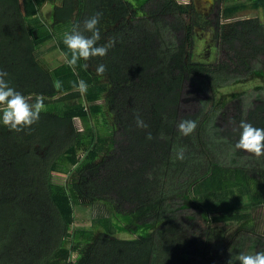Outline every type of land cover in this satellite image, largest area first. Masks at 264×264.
<instances>
[{
	"label": "trees",
	"instance_id": "obj_1",
	"mask_svg": "<svg viewBox=\"0 0 264 264\" xmlns=\"http://www.w3.org/2000/svg\"><path fill=\"white\" fill-rule=\"evenodd\" d=\"M46 1L0 0V70L13 87L31 100L41 95L45 105L21 131L0 125V264H227L240 253L236 244L243 235L246 243L260 239L257 252H264L263 219L253 218L264 204V164H237L240 121L264 128V99H258L264 96L256 93L248 107L236 98L229 116L235 126L224 117L229 111H220L224 98L215 97L221 86L241 80L251 57L264 74L263 24L257 18L219 24L215 46L238 61L227 71L192 59V2L60 0L45 26L39 20ZM244 7L228 5L221 14L228 19ZM248 7L264 13V0ZM97 12V43L114 38V45L104 56L69 66L64 33L74 26L83 31V21ZM53 39L61 60L46 62L44 50L36 49ZM100 63L103 75L95 71ZM79 79L86 92L78 90ZM187 81L209 95L206 111L183 110ZM218 112L221 127H210ZM137 116L146 128L136 126ZM182 119L196 121L189 135L180 133ZM218 132L237 149L232 166L211 150ZM181 148L183 160L175 158ZM60 173L67 175L64 182L55 179ZM96 202L108 211L94 221L102 231L72 224L75 207ZM112 217L135 237L112 235ZM252 245L243 253H254Z\"/></svg>",
	"mask_w": 264,
	"mask_h": 264
},
{
	"label": "rangeland",
	"instance_id": "obj_2",
	"mask_svg": "<svg viewBox=\"0 0 264 264\" xmlns=\"http://www.w3.org/2000/svg\"><path fill=\"white\" fill-rule=\"evenodd\" d=\"M179 2L186 3V2H192L194 6V15L192 17V23H193V45H192V59L195 62H200L204 64H222V67H225V70H229L230 67H234L235 63L234 62L235 58L233 57L234 54L232 52H226V50L221 49V51L218 50V47L215 46V40L214 38L215 33H216V28L219 26L220 23H226L229 21H236L240 19H245V18H257L260 23L263 24L264 26V13L261 9L258 10H252L248 6L251 3L249 0H237L236 3L239 5H246L247 8L245 10H240L239 12L236 13V15L230 19L224 18L222 16V9L225 6L231 5L234 3V0H178ZM52 16H53V5L51 3H47L42 6L41 12H40V24L49 26L52 22ZM59 27L64 28V25H60ZM58 27V28H59ZM53 31H58L57 29H53ZM57 35V33H56ZM254 36V34L252 35ZM260 39H258L259 41ZM56 44V40L53 39L51 41H46L39 47H37V51L44 50V54L41 55L44 60L49 61V62H59L61 60V57L58 55V49L54 48L52 49L51 45ZM225 46H223L224 48ZM220 49V48H219ZM243 52L248 53V49H243L241 48ZM40 56V59L43 60ZM50 56V58H48ZM58 58V59H57ZM53 64V63H52ZM55 64V63H54ZM262 65L260 63L259 59L251 57L250 60V65L249 69L242 68V71L240 73L239 78L241 80H238V82L231 83L228 85L221 86L217 92H216V99L223 97L225 100L224 107L220 110H227L229 111L226 113L224 117L227 119L228 126L229 125H236L234 124L233 121H235V118L233 119L231 116V110H233L232 104L234 102L237 103L238 99L236 98H244L243 104L245 106L256 103L257 100H255L256 93L258 94H263L264 96V74L261 73L259 68H261ZM254 69L255 71L253 72ZM194 84H190L188 81L185 83L183 87V91L185 93L184 97L182 98V103L185 104L183 110L184 111H191V112H196L200 111L201 109L207 110L208 107H211L209 103L207 102L209 95L206 92L202 93H197L196 90L193 88ZM262 88V89H261ZM261 89V91H260ZM233 94L236 97H229L228 95ZM240 94V95H239ZM235 99V100H233ZM258 99H264L262 97H259ZM201 101H203L201 103ZM247 103V104H246ZM242 105V104H241ZM248 107V106H247ZM232 118V119H230ZM222 120L223 118L221 117L220 113L218 112L213 118L212 121L213 123H210L211 126H218L221 127L222 125ZM99 125L103 128V131L107 129L105 127V123L103 122L102 124ZM218 128H216L218 130ZM234 129V128H231ZM220 133H229L228 129H223L220 128L218 130ZM216 133L219 135V138L216 139V134L213 135V139L210 140V145H211V150L212 152L219 156L223 161L225 165L232 166L231 164H234V158L235 156L233 155L237 149L234 146H231L229 143H226L223 141L221 138L220 134ZM106 133V131H105ZM218 137V136H217ZM212 138V135L210 136ZM209 149V148H208ZM210 150V149H209ZM243 153L239 155L237 158V164H243L245 162H250L254 166L256 164H264V155L256 156L255 154L248 152L247 150L241 149ZM79 155L84 154V152L79 151ZM233 159V160H232ZM67 175L60 173L55 175V179L60 182H64L66 179ZM228 195V194H227ZM226 195V197H227ZM235 197L233 195H229V201L233 200ZM255 213V214H254ZM108 211L105 208V205L102 204L101 202H96L94 205H81L74 208V219H73V225H94L96 230H103V227L99 225L101 222H94L95 220L100 221L99 217L100 216H107ZM258 215L261 220L260 225L261 229H264V204L258 209L253 212V218ZM114 217L111 218L113 220ZM187 222V220H184ZM196 223L199 225H203V222L201 219H196ZM114 225L116 226V231L114 230L112 235L118 237V238H123V239H132L135 236L129 232H126L123 227L114 219L113 220ZM189 223V222H187ZM255 224V222H254ZM259 225V224H258ZM235 226L234 225H227L223 228L225 229H233ZM220 229V224L215 227V230ZM256 229V227H255ZM260 229V230H261ZM255 239V238H254ZM261 240L256 242H250L248 241L246 243L245 235H243L239 240L237 241L238 246H240L239 252H245L247 251V246L252 243V248H254L253 251L257 252L259 246V242ZM245 243L244 245H242ZM234 245V244H233ZM233 247V246H232ZM232 247L230 251L232 250ZM237 250V249H236ZM76 254H73V257Z\"/></svg>",
	"mask_w": 264,
	"mask_h": 264
},
{
	"label": "clouds",
	"instance_id": "obj_3",
	"mask_svg": "<svg viewBox=\"0 0 264 264\" xmlns=\"http://www.w3.org/2000/svg\"><path fill=\"white\" fill-rule=\"evenodd\" d=\"M100 15L97 12L86 18L83 21V31L74 26L70 31L64 33L63 43L71 50V56L67 60L69 66L74 67L81 59L87 61L90 56H104L108 49L114 45V38H109L104 44L97 43L100 40V28L98 27ZM84 32H88L90 35H85ZM82 67L87 68V64H83ZM95 71L97 75H103L105 65L98 64ZM7 76L6 71L0 70V125L18 132L34 124L40 118V113L45 109V105L41 95H36L35 99L31 100L30 96L13 87ZM56 86H60L59 82ZM77 88L80 92H86L88 85L83 79H79ZM136 126L146 128L147 124L140 116H137ZM178 128L182 135H189L196 128V121L182 119ZM237 147L256 156L264 155V128L256 127L250 122L240 121ZM175 158L184 159L182 148L176 151ZM235 261H239V264H264V252L236 253L228 259L227 264H235Z\"/></svg>",
	"mask_w": 264,
	"mask_h": 264
},
{
	"label": "crops",
	"instance_id": "obj_4",
	"mask_svg": "<svg viewBox=\"0 0 264 264\" xmlns=\"http://www.w3.org/2000/svg\"><path fill=\"white\" fill-rule=\"evenodd\" d=\"M249 1L251 2V0H249ZM233 2H234V3H232V4H236V1H233ZM47 3H51L52 5H53V3H54V4H59V3H60V0H50V1L47 0L43 5H45V4H47ZM232 4H231V5H232ZM43 5H42V6H43ZM245 6H246V5H245ZM41 8H42V7H41ZM41 8H40V12H41ZM245 8H247V7L240 8L239 11H240V10H245ZM250 9H251V8H250ZM252 10H253V9H252ZM239 11H238V12H239ZM235 15H236V13H235ZM235 15H233L232 17H234ZM232 17H230V18H232ZM230 18H228V19H230ZM245 19H247V18H245ZM240 20H242V19H240Z\"/></svg>",
	"mask_w": 264,
	"mask_h": 264
}]
</instances>
